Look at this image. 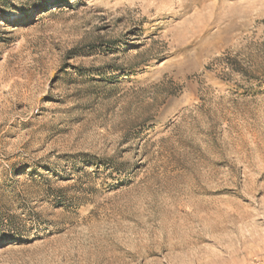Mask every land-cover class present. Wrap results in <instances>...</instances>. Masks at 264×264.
<instances>
[{"label": "rangeland", "instance_id": "obj_1", "mask_svg": "<svg viewBox=\"0 0 264 264\" xmlns=\"http://www.w3.org/2000/svg\"><path fill=\"white\" fill-rule=\"evenodd\" d=\"M0 227V264H264V0H0Z\"/></svg>", "mask_w": 264, "mask_h": 264}, {"label": "trees", "instance_id": "obj_2", "mask_svg": "<svg viewBox=\"0 0 264 264\" xmlns=\"http://www.w3.org/2000/svg\"><path fill=\"white\" fill-rule=\"evenodd\" d=\"M34 9H35L34 6L28 5V6H25L23 9H21V11L26 12V11H30V10H34ZM10 224L11 223L8 224L9 225L8 227H10ZM16 236L17 235H14L10 232H7L6 234H4L3 232H0V241H10V240L14 239Z\"/></svg>", "mask_w": 264, "mask_h": 264}]
</instances>
